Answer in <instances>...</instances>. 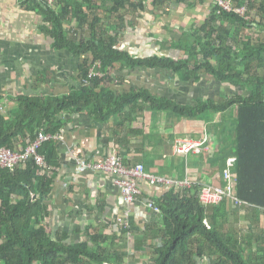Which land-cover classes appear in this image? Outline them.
Instances as JSON below:
<instances>
[{"label": "trees", "instance_id": "trees-1", "mask_svg": "<svg viewBox=\"0 0 264 264\" xmlns=\"http://www.w3.org/2000/svg\"><path fill=\"white\" fill-rule=\"evenodd\" d=\"M33 1L43 6L45 28L54 37L55 48L66 49L80 58L78 76L82 86L72 87L62 96L18 98L19 107L13 117L0 112V146L15 148L17 142H26V137L34 138L41 128L55 133L65 122L64 114L69 113L87 111L103 123L110 118H123L126 123L140 121V114L151 110H171L195 120L235 108L233 145L217 157L222 170L227 159L235 157V194L247 202L238 207L252 227L242 233L240 240L234 228L225 229L220 223L231 214L239 215L232 212L236 205L230 198L218 206H204L198 192L170 190L154 200L165 219L163 230L151 231L159 241L137 240L140 245L136 249L144 244L150 249L149 261L142 264H199L203 258L212 259V264H264V252L248 251L264 213V37L259 33L264 32V0H247V4L246 0H229L231 5L242 2L237 5L243 4L240 6L246 9L244 13L235 8L228 10L219 0H212L208 15L202 20L181 27L167 26L172 37H161V44L181 52L178 59L158 53L135 56L123 47L120 36L127 26L121 10L126 9L128 23L135 27L139 13L142 18L146 12L151 13L160 23L159 16L167 18L177 13L172 3L191 8L205 0H99L98 6L95 0H57L60 12L56 3ZM254 8L257 16L250 18ZM112 13L118 16L114 21ZM73 20L78 21L77 28L67 29L66 24ZM248 29L251 33L243 35ZM86 30L90 31L89 36ZM96 62H101L99 69L105 73L104 78L90 77ZM143 67L169 70L183 81L200 82L210 76L222 84V91L185 105L155 96L143 86L127 90L112 87L114 78H125L116 71ZM236 88L241 91L230 92ZM40 152L46 159L43 167L32 161L14 169L0 167V264H128L127 251L104 245L109 238L99 231L93 229L84 240L74 238L79 228L70 231L60 225L54 229L48 201L59 165L56 142L46 141ZM139 226L132 220L128 227L123 224L122 235L137 236L138 231L147 228Z\"/></svg>", "mask_w": 264, "mask_h": 264}, {"label": "crops", "instance_id": "crops-1", "mask_svg": "<svg viewBox=\"0 0 264 264\" xmlns=\"http://www.w3.org/2000/svg\"><path fill=\"white\" fill-rule=\"evenodd\" d=\"M32 1L0 0V104L4 105L3 112L11 117L19 107L18 98L62 96L68 94L72 87H79L82 82L78 76L80 58L66 49L55 48V39L45 28L46 16L43 6ZM56 1L54 0L52 4L56 3L60 12L61 9ZM95 1L98 6L99 0ZM108 4L111 3L108 2ZM210 4L206 0L202 5L188 8L186 4L180 6L172 3L173 8L178 9L177 13H172L167 18L159 16L160 23L153 18L151 13L146 12L145 18H142L139 13L135 18L138 21L135 27L129 25L126 9L123 8L121 10L124 15L122 21L127 28L121 35V44L130 50L132 41L145 42L144 46L147 43L149 48L151 46L148 53L172 56L177 53L180 57L181 52L174 48H164L161 44V37H172L167 32V26L172 28L175 24V27H181L202 20L203 16L208 15ZM111 17H113L111 21H114L118 16L112 13ZM141 22L144 26L148 24L150 26L142 27ZM77 25L78 21L73 20L70 25L66 24V28L69 29L70 26L77 28ZM164 25L165 28H163ZM141 28L146 29L149 37L141 33ZM87 32L86 30V34ZM78 37H81V33ZM129 73L127 71V75ZM191 81L194 80L184 81L177 85L178 89H181L184 87L182 85L187 84L184 92H189L190 100L186 102H182L177 93H171L170 88H163L160 80L158 82L156 79L148 78L145 82H137V87L143 86L155 96L175 100L185 105L195 104L198 98L211 97L212 95L200 94L205 90L212 91V93L216 91L214 96L221 94L222 84L215 79L209 80L205 76L198 83L195 81L191 83ZM122 84L124 83L120 81L117 86L115 83L111 85L121 90L131 88V86L125 87V85H130L127 83L123 85L125 88H122ZM140 115L138 122L127 121L125 123L122 121L123 118H110L109 121L103 123L87 111L64 114L65 122L55 132L59 135V138L55 140L59 165L55 168L52 191L48 201L53 214L52 225L58 223L70 231L79 228L80 232L75 233V236H81L82 239L83 235L91 233L93 229L99 231L109 238L104 245L113 247L114 250L127 251L128 264H142L146 259L149 261L150 256L146 257L150 250L148 245L144 244L136 249L140 245L137 240L146 241L147 239L149 243H156L159 240L156 239L155 232H160L164 227L165 219L161 208L159 207L158 212L150 209L149 200L159 199L170 190L178 192L184 189L191 190L192 193L198 192L200 201V193L204 187L225 185L224 170L220 167V159L217 155H223L230 148L229 135L231 129L235 128L236 122V113L234 115L233 112L230 114L228 112L209 113L195 120L177 115L171 110H151ZM229 117H232V120L234 117L231 124L226 122L230 120ZM39 131L40 129L36 133L38 134ZM205 134H209L210 137L209 151L190 154L175 151L179 140L201 139ZM36 136L26 137V142L19 141L15 147L18 149L26 147ZM110 153L121 156L125 165L142 163L155 175H162L174 181L188 180L189 185L187 188H180L179 185L167 187L146 181L142 183V194L139 196V201L128 205L114 183L115 175L95 171L83 173L77 169L76 158L78 157L85 156L96 162L104 160ZM239 209L241 208H232V212L239 213V215L231 214L226 222L222 218L220 223L223 222L225 229L234 228L239 234V239L242 240V233L252 226L246 221L244 212ZM127 210L131 211V220L135 225L140 224L139 227L142 229L147 227L145 231H138L137 236L130 233L122 235L120 218ZM240 215L244 216L243 220L239 219ZM262 219L259 218L258 229H254L257 233L248 250L260 251L259 254L264 252L263 212ZM199 264H212V259H199Z\"/></svg>", "mask_w": 264, "mask_h": 264}, {"label": "built area", "instance_id": "built-area-1", "mask_svg": "<svg viewBox=\"0 0 264 264\" xmlns=\"http://www.w3.org/2000/svg\"><path fill=\"white\" fill-rule=\"evenodd\" d=\"M53 3L54 0H47ZM219 3L226 9L231 10L232 5L230 2L219 0ZM101 67V62H96L90 71V77H94L93 72ZM2 107H0L1 109ZM59 135L47 133L44 130L39 131L37 137L31 141L26 147L11 148L8 146H0V167L7 169H14L17 166H22L28 162H35L38 166L43 167L46 165L45 156L40 152L43 144L46 141L56 140ZM209 135L205 134L201 139L185 138L178 141L175 151L178 153H205L210 150L208 144ZM77 169L80 172L86 173L89 171L111 173L115 175L114 183L122 193L124 201L128 205L136 204L139 201V196L142 194V183L149 181L151 184H162L163 186L179 185L180 188H187L189 181H174L171 178L155 175L147 168L146 165L138 163L135 165H125L121 156L116 153H110L104 160L93 161L85 156L76 158ZM236 159L229 157L227 166L224 169V178L226 180L223 186H206L200 193V201L204 206L220 205L224 199L230 198L235 203V207L247 203L237 197L235 194L237 185V174L235 172ZM150 209L155 212L159 211V207L154 201L148 203ZM131 211L127 210L126 213L120 218V223L128 227L131 221ZM207 222V221H206Z\"/></svg>", "mask_w": 264, "mask_h": 264}, {"label": "rangeland", "instance_id": "rangeland-1", "mask_svg": "<svg viewBox=\"0 0 264 264\" xmlns=\"http://www.w3.org/2000/svg\"><path fill=\"white\" fill-rule=\"evenodd\" d=\"M191 1H193V0H188V2H191ZM206 1V0H205ZM207 1H212V0H207ZM224 1H226V2H228L229 0H224ZM247 0H246V4H247ZM237 3H242V2H233L232 3V5L234 6H232V8H236L239 12H241V13H243V12H245V9L243 8V6H240V5H243V4H239V6L237 5ZM175 5H177V4H175ZM256 17L257 16V9L256 8H254V9H252L251 10V14H250V18L251 17ZM136 23H138V21L136 20ZM141 26L142 27H145V28H148V26H150L149 24L148 25H146V26H144V23H143V25H142V22H141ZM145 28H141V33L144 35V36H146V37H149L148 36V32L146 31V29ZM88 32H87V35H90V31L89 30H87ZM110 31H112V29L110 28ZM86 33V32H85ZM245 33H248V34H250L251 33V29H248V30H246L244 33H243V35H245ZM260 33V37L261 38H263L264 37V32L263 31H260L259 32ZM122 34H124V33H122ZM170 38H171V36H169ZM236 38H238V37H236ZM120 39H122V37L120 36ZM132 44L130 45V50L132 51L131 53L133 54V55H135V56H138V55H142V54H140V53H148V51L150 50V48H151V46H150V48H149V45H147L146 44V46H144L145 45V42L144 43H141V42H137V41H132L131 42ZM239 44H241V42L239 43ZM149 49V50H148ZM146 51V52H145ZM163 56V55H162ZM174 58H176V59H178L179 58V55L177 54V53H175L174 54ZM91 69H92V67H91ZM144 70H146V71H144ZM127 71H129L130 73L127 75ZM118 74H120V75H123V76H125V79H122V78H119V77H116V78H114L113 79V81H114V83L115 84H119L120 83V81L122 82V83H124V84H130V85H125V87L127 88V86H134V87H137L138 86V84H137V82H145V79H148V78H151L152 80L153 79H156L158 82H159V80H160V84L163 86V88H170L169 89V91L171 90L172 92L171 93H177L178 95H179V99L182 101V102H186L187 100H190V98L188 97L190 94H189V92H184V90H186V85L187 84H185V85H182V86H184V87H182L181 89H178V87H177V85L178 84H180L181 82H184V81H181V79L176 75V74H174V75H172L171 74V72L169 71V70H165V69H159V68H155V69H149V68H146V67H143V68H141V69H137V70H123V71H116ZM159 72V74H155V73H158ZM93 74H94V78L95 77H97V76H99V77H102V78H104L105 77V73L101 70V69H99V68H97L94 72H93ZM132 74V75H131ZM151 74H152V76H151ZM206 78H208L209 80L210 79H213L212 77H210V76H206ZM107 83H109V81H106ZM192 82H194V81H191V83ZM195 83H198V82H195ZM124 84H122V88H125L123 85ZM117 88H119V87H117ZM224 89H226V88H224ZM240 88H236L235 90H232V91H230L231 93L232 92H234V93H237V91H241V90H239ZM227 90V89H226ZM216 92V91H215ZM215 92L214 93H212V91H209V90H205V92L204 93H200V94H202L203 96H205V95H207V96H210V95H212L211 97H214V94H215ZM222 95H225V93L224 94H222ZM0 107H2L1 109H0V112H3L4 111V105L3 104H0ZM229 114L230 113H232L233 112V114L235 115V108H230L228 111H227ZM4 113V112H3ZM230 118V120L229 121H226V122H228V123H232V121L234 120V117H233V120H232V117H229ZM42 130H44L45 132H47L44 128H41L40 129V131H42ZM232 132V133H231ZM231 132H230V135H229V141H228V143L229 142H231V145L229 146V147H231L232 145H233V141H234V138H235V136H236V132H235V128H232L231 129ZM47 133H50V132H47ZM51 134H55V135H58L57 133H51ZM233 134V135H232ZM209 135V134H208ZM37 137V136H36ZM54 141V140H53ZM209 141H210V137H209ZM15 147V146H14ZM50 169V167H48L47 168V170H49ZM243 218H244V216H241L240 215V217H239V219L240 220H243ZM234 221H235V219H234ZM58 227H60V225L58 224V223H55L54 224V229H56V228H58ZM74 231V230H73ZM91 233H87V235L85 236V235H83V239L84 240H86V239H88L89 238V235H90ZM74 238H76V239H79V238H82L81 236H75V234H74ZM147 258L149 257V255L147 254V256H146ZM148 261V259H146L145 260V262H147Z\"/></svg>", "mask_w": 264, "mask_h": 264}, {"label": "clouds", "instance_id": "clouds-1", "mask_svg": "<svg viewBox=\"0 0 264 264\" xmlns=\"http://www.w3.org/2000/svg\"><path fill=\"white\" fill-rule=\"evenodd\" d=\"M244 8V7H243ZM233 9V8H232ZM236 9V8H235ZM245 9V8H244ZM246 10V9H245ZM244 13V12H243ZM233 208H237V207H233ZM207 220H205V223L208 225V227H210L209 226V224H208V221L206 222Z\"/></svg>", "mask_w": 264, "mask_h": 264}]
</instances>
